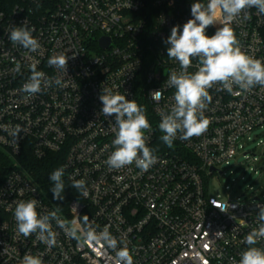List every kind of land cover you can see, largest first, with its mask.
Wrapping results in <instances>:
<instances>
[{
    "label": "built area",
    "instance_id": "obj_1",
    "mask_svg": "<svg viewBox=\"0 0 264 264\" xmlns=\"http://www.w3.org/2000/svg\"><path fill=\"white\" fill-rule=\"evenodd\" d=\"M193 2L18 0L0 7V149L12 161L0 168V264H22L26 254L43 264H116V250L123 247L133 264H232L233 259L238 264L249 247L244 238L258 227L256 204H264V153L252 160L261 171L249 167V175L238 178L227 169L245 141L260 138L258 144L264 145V132L254 134L264 129V86L244 92L234 85L228 92L215 85L205 110L207 130L188 140L178 134L171 148L163 143L159 113L174 104L175 89L167 87V79L172 69L180 70L167 57L170 45L164 41L173 26L182 30L192 18ZM249 13L250 19L238 18L231 27L241 50L264 62V15L255 8ZM24 20L40 44L36 52L9 39ZM220 26L207 28V35ZM61 53L69 57L67 73L48 64ZM33 63L52 84L29 96L21 89ZM105 87L146 109L152 129L145 132L146 146L156 157L147 171L135 163L121 169L106 164L115 150V117L101 113L99 95ZM156 90L162 93L159 101L151 96ZM17 125L23 129L18 141L10 135ZM27 151L37 159L62 154L68 180H84L87 196L74 188L68 208H58L19 163ZM244 158L250 159L248 152ZM213 176H227L216 193L210 189ZM32 199L41 215L56 212L59 220L81 225L87 215L98 232L107 226L117 249L78 242L57 219L51 220L55 246L38 240L37 233L25 238L17 232L14 210L19 201ZM253 246L264 248V240Z\"/></svg>",
    "mask_w": 264,
    "mask_h": 264
},
{
    "label": "clouds",
    "instance_id": "obj_2",
    "mask_svg": "<svg viewBox=\"0 0 264 264\" xmlns=\"http://www.w3.org/2000/svg\"><path fill=\"white\" fill-rule=\"evenodd\" d=\"M255 8L257 13L264 15V0H194L191 4V17L182 26L171 28L170 35L164 41L167 45V57L180 66V70L172 69L167 87L175 89L174 104L169 111H161L159 129L163 133L160 139L171 148L178 134L183 140L198 137L207 130L210 123L205 116L207 104L212 97L209 89L219 84L223 89L232 92L233 86H238L244 92L256 86H264V62L249 56L241 50L236 38L232 22L238 18L250 19L249 10ZM222 17V18H221ZM219 23L211 36L206 29ZM9 39L24 49L36 52L40 44L32 35L26 20L22 26L14 27L9 33ZM68 56L55 54L48 60L49 66L67 73ZM197 63V70L190 73L188 69ZM17 62L15 71H20ZM55 84L63 87L61 79L56 78ZM52 80L45 79V73L37 71L36 63L31 65L29 81L22 85V91L34 96L42 91L43 87H50ZM151 96L159 101L162 97L160 90L153 91ZM99 100L102 103L101 113L106 117L114 115L115 123L112 128L115 132L113 145L115 150L106 160L111 169H121L135 163L142 171H147L155 163L153 150L146 146L145 132H151V124L146 115V109L134 99L128 100L125 95L114 93L111 88L102 89ZM7 130V129H6ZM23 129L17 125L10 130L15 140L21 138ZM65 169L57 168L50 174L52 183L51 192L54 200H63L62 193L65 183L62 177ZM72 187L87 196L84 180H74ZM38 201L35 199L19 201L14 210V220L17 232L25 238L37 233V239L48 246L56 245V233L52 230L51 220L57 219L58 226L67 236L78 242L107 246L116 250L117 240L109 232L108 227L97 231L88 222V216H83V225L77 220L71 222L59 220L56 212L41 215L37 211ZM232 208L236 205H231ZM258 227L253 228L244 238L249 247L240 253L238 264H264V248L255 247L258 241L264 240V204H256ZM219 208V207H217ZM225 212L222 208H219ZM222 233V232H217ZM22 264H43L38 256L26 254ZM116 264H133V257L127 247L116 250ZM207 264V261L204 262ZM232 264H236L233 259Z\"/></svg>",
    "mask_w": 264,
    "mask_h": 264
},
{
    "label": "trees",
    "instance_id": "obj_3",
    "mask_svg": "<svg viewBox=\"0 0 264 264\" xmlns=\"http://www.w3.org/2000/svg\"><path fill=\"white\" fill-rule=\"evenodd\" d=\"M15 1L18 0H0V7L8 8ZM148 18L151 19L152 17L147 16V19ZM18 161L28 175L42 188L45 195L54 205L62 210L68 208L69 202L76 194L75 189L72 187V183L66 176V173H64V176L62 177L65 183V190L62 193L64 199L54 200L53 194L50 190L52 187L50 174L57 168L63 167L64 156L62 154H49L42 159H37L32 153L27 151L18 158ZM11 163L12 161L9 159L7 153L0 149V168Z\"/></svg>",
    "mask_w": 264,
    "mask_h": 264
},
{
    "label": "rangeland",
    "instance_id": "obj_4",
    "mask_svg": "<svg viewBox=\"0 0 264 264\" xmlns=\"http://www.w3.org/2000/svg\"><path fill=\"white\" fill-rule=\"evenodd\" d=\"M264 132L263 130H258L257 132H254V134H258ZM258 138L257 140H249L244 142V148L241 150V152L238 154L237 158L235 161H233L232 166L227 169V175H229L230 170L234 171L233 176L240 177L242 175H249V167H255L259 169L260 171L261 166H259L258 162H253L252 160L254 157H258L261 159L263 153H264V145L258 144L259 142ZM248 152L250 155V159H245L244 158V153ZM255 155V156H254ZM249 164V165H248ZM264 164V157H263V163ZM247 168V169H246ZM246 169V171H245ZM252 180H250L251 182ZM227 183V176H222L221 179L219 180L218 177L213 176V178L210 180V189L212 192L216 193L222 189V185ZM253 185L258 186L257 183H254ZM244 190V189H242Z\"/></svg>",
    "mask_w": 264,
    "mask_h": 264
},
{
    "label": "water",
    "instance_id": "obj_5",
    "mask_svg": "<svg viewBox=\"0 0 264 264\" xmlns=\"http://www.w3.org/2000/svg\"><path fill=\"white\" fill-rule=\"evenodd\" d=\"M101 43H102V46H107L109 44V39L104 38L102 39Z\"/></svg>",
    "mask_w": 264,
    "mask_h": 264
}]
</instances>
